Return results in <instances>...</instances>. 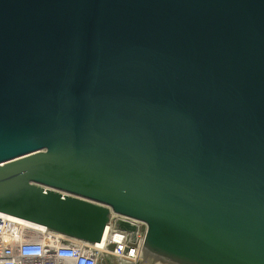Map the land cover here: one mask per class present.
<instances>
[{
  "label": "water",
  "instance_id": "water-1",
  "mask_svg": "<svg viewBox=\"0 0 264 264\" xmlns=\"http://www.w3.org/2000/svg\"><path fill=\"white\" fill-rule=\"evenodd\" d=\"M0 212L264 264V0H0Z\"/></svg>",
  "mask_w": 264,
  "mask_h": 264
},
{
  "label": "built area",
  "instance_id": "built-area-1",
  "mask_svg": "<svg viewBox=\"0 0 264 264\" xmlns=\"http://www.w3.org/2000/svg\"><path fill=\"white\" fill-rule=\"evenodd\" d=\"M146 232L144 222L112 212L102 241L90 244L0 212V264H145Z\"/></svg>",
  "mask_w": 264,
  "mask_h": 264
}]
</instances>
